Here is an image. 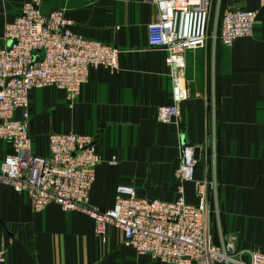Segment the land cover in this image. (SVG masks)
Returning a JSON list of instances; mask_svg holds the SVG:
<instances>
[{
    "label": "crops",
    "instance_id": "crops-1",
    "mask_svg": "<svg viewBox=\"0 0 264 264\" xmlns=\"http://www.w3.org/2000/svg\"><path fill=\"white\" fill-rule=\"evenodd\" d=\"M25 1L0 0V45L4 24ZM37 4L43 12L63 9L73 33L111 45L117 62L115 70L89 69L73 99L49 86L30 90V151L46 155L51 132L93 136L101 161L94 168L87 203L106 209L119 184L132 186L138 197L176 198L180 147L191 144L198 148L193 177L214 183L206 192L216 194L220 233L234 234L237 248L264 252V6L258 0H212L217 22L227 8L255 9L251 34L226 46L215 36L216 25H210L205 45L183 52L185 97L178 103L177 117L162 123L156 120V107L172 98L165 51L146 44L153 4ZM10 151L0 139V162ZM181 186L183 199L195 203L192 183ZM0 249L9 264H167L137 254L111 224L101 241L93 232V220L80 210L63 211L50 202L34 211L24 192L1 182Z\"/></svg>",
    "mask_w": 264,
    "mask_h": 264
},
{
    "label": "built area",
    "instance_id": "built-area-1",
    "mask_svg": "<svg viewBox=\"0 0 264 264\" xmlns=\"http://www.w3.org/2000/svg\"><path fill=\"white\" fill-rule=\"evenodd\" d=\"M145 1L155 7L153 20L146 24V44L165 51L168 67L172 102L158 105L155 112L157 121L167 123L177 117L178 103L185 97L183 52L205 45L212 0ZM258 4L264 6V0H258ZM255 17V9L223 10L216 24L217 40L228 46L235 38L250 35ZM70 25L63 9L43 12L37 0H27L3 26L0 139L11 151L0 162V182L15 192H24L34 211L50 202L63 211H82L93 220V232L101 241L105 240V226L111 224L121 230L124 243L137 254L163 263L264 264V252L237 248L234 234L212 232L206 190L214 183L193 177L196 159L191 144L180 147L176 198L165 201L138 197L132 186L119 184L111 207L106 209L87 203L94 168L101 161L93 136L51 132L46 155L30 151L27 105L31 89L49 86L73 99L89 69H116L114 47L73 33ZM16 110L18 117H14ZM184 182L192 183L195 203L183 199ZM0 264H9L4 249H0Z\"/></svg>",
    "mask_w": 264,
    "mask_h": 264
},
{
    "label": "rangeland",
    "instance_id": "rangeland-1",
    "mask_svg": "<svg viewBox=\"0 0 264 264\" xmlns=\"http://www.w3.org/2000/svg\"><path fill=\"white\" fill-rule=\"evenodd\" d=\"M216 22H217V14L215 13V11H211L208 19L207 33L210 32V25L215 27ZM215 196H216L215 193H207V199L210 206L209 208L210 223L214 232L216 233L219 231V223H218V210L216 209V205H215Z\"/></svg>",
    "mask_w": 264,
    "mask_h": 264
},
{
    "label": "water",
    "instance_id": "water-1",
    "mask_svg": "<svg viewBox=\"0 0 264 264\" xmlns=\"http://www.w3.org/2000/svg\"><path fill=\"white\" fill-rule=\"evenodd\" d=\"M197 157H198V148L195 147L194 148V158L197 159Z\"/></svg>",
    "mask_w": 264,
    "mask_h": 264
}]
</instances>
